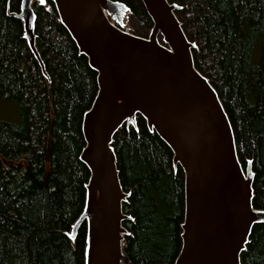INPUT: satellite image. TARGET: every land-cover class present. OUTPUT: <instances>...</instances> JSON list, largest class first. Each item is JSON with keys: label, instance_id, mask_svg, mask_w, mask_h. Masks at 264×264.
I'll list each match as a JSON object with an SVG mask.
<instances>
[{"label": "trees", "instance_id": "trees-1", "mask_svg": "<svg viewBox=\"0 0 264 264\" xmlns=\"http://www.w3.org/2000/svg\"><path fill=\"white\" fill-rule=\"evenodd\" d=\"M34 4L36 43L49 87L24 39L22 0H0V109L15 103L20 121L0 119V264H85L87 229L68 233L86 202L88 168L83 118L98 94L97 73L61 24L52 1ZM127 31L148 37L153 27L140 0ZM188 37L197 70L216 89L232 124L243 167L253 161L254 206L264 210V0H168ZM9 11V12H8ZM113 146L130 232V264H174L182 248L185 180L173 153L139 116ZM242 264H264V225L253 229Z\"/></svg>", "mask_w": 264, "mask_h": 264}, {"label": "water", "instance_id": "water-1", "mask_svg": "<svg viewBox=\"0 0 264 264\" xmlns=\"http://www.w3.org/2000/svg\"><path fill=\"white\" fill-rule=\"evenodd\" d=\"M61 24L97 73L98 94L83 118L88 168L83 212L69 239L75 243L86 225L85 264H130L125 251L130 232L124 191L113 146L126 126L137 131L141 116L151 133L171 149L173 166L185 180L182 248L174 264H242L253 229L264 225V210L254 206L253 161L243 167L234 130L210 81L196 68L192 43L179 21L180 9L168 0H140L153 27L148 37L127 31L130 8L112 0H50ZM22 0L24 39L42 75L51 79L36 43L34 4Z\"/></svg>", "mask_w": 264, "mask_h": 264}, {"label": "rangeland", "instance_id": "rangeland-1", "mask_svg": "<svg viewBox=\"0 0 264 264\" xmlns=\"http://www.w3.org/2000/svg\"><path fill=\"white\" fill-rule=\"evenodd\" d=\"M11 104L12 105L7 107L6 109H0V119L19 122L20 114H19L18 106L15 103H11Z\"/></svg>", "mask_w": 264, "mask_h": 264}, {"label": "snow or ice", "instance_id": "snow-or-ice-1", "mask_svg": "<svg viewBox=\"0 0 264 264\" xmlns=\"http://www.w3.org/2000/svg\"><path fill=\"white\" fill-rule=\"evenodd\" d=\"M41 3H43V0H41Z\"/></svg>", "mask_w": 264, "mask_h": 264}]
</instances>
